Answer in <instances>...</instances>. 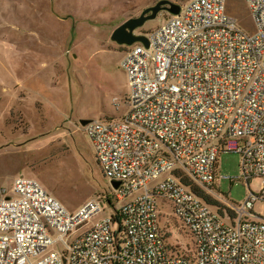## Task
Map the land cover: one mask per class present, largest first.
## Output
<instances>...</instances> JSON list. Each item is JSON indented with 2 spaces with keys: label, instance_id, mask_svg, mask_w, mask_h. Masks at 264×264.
I'll list each match as a JSON object with an SVG mask.
<instances>
[{
  "label": "built area",
  "instance_id": "built-area-1",
  "mask_svg": "<svg viewBox=\"0 0 264 264\" xmlns=\"http://www.w3.org/2000/svg\"><path fill=\"white\" fill-rule=\"evenodd\" d=\"M243 1L251 30L229 0H190L148 46H126L128 113L83 125L122 204L80 230L109 195L70 211L37 179L17 177L1 189L0 264H264V0ZM221 151L240 153L242 203L210 187ZM162 216L186 228L192 256L168 246Z\"/></svg>",
  "mask_w": 264,
  "mask_h": 264
},
{
  "label": "rangeland",
  "instance_id": "rangeland-1",
  "mask_svg": "<svg viewBox=\"0 0 264 264\" xmlns=\"http://www.w3.org/2000/svg\"><path fill=\"white\" fill-rule=\"evenodd\" d=\"M157 1L0 0V196L20 176L37 179L70 211L109 195L111 203L80 230L122 204L113 197L80 119H121L128 113L130 86L121 66L126 45L111 33ZM170 1L183 6L190 0ZM229 5L239 25L251 30L244 1ZM170 16L161 10L135 31L148 36ZM240 158L239 152L221 151L210 184L232 204L242 203L249 192ZM260 182L253 177L250 189L257 191ZM163 204L170 211V204ZM160 224L173 251L193 255L192 237L176 218L162 216Z\"/></svg>",
  "mask_w": 264,
  "mask_h": 264
},
{
  "label": "water",
  "instance_id": "water-1",
  "mask_svg": "<svg viewBox=\"0 0 264 264\" xmlns=\"http://www.w3.org/2000/svg\"><path fill=\"white\" fill-rule=\"evenodd\" d=\"M166 10L170 14H177L180 10V5L170 0H158L153 5L143 9L139 15L129 17L120 25H118L111 33V38L118 44L131 45L135 42H142L145 46H148V38L141 33H135L134 31L140 27L146 20L156 16L161 11ZM90 119H80L82 125L86 124ZM112 187H117L118 181H111Z\"/></svg>",
  "mask_w": 264,
  "mask_h": 264
},
{
  "label": "crops",
  "instance_id": "crops-1",
  "mask_svg": "<svg viewBox=\"0 0 264 264\" xmlns=\"http://www.w3.org/2000/svg\"><path fill=\"white\" fill-rule=\"evenodd\" d=\"M53 2H54V0H49V4H53ZM135 33H136V31H135Z\"/></svg>",
  "mask_w": 264,
  "mask_h": 264
},
{
  "label": "flooded vegetation",
  "instance_id": "flooded-vegetation-1",
  "mask_svg": "<svg viewBox=\"0 0 264 264\" xmlns=\"http://www.w3.org/2000/svg\"><path fill=\"white\" fill-rule=\"evenodd\" d=\"M164 11H166V10H164ZM126 47V46H125Z\"/></svg>",
  "mask_w": 264,
  "mask_h": 264
},
{
  "label": "trees",
  "instance_id": "trees-1",
  "mask_svg": "<svg viewBox=\"0 0 264 264\" xmlns=\"http://www.w3.org/2000/svg\"><path fill=\"white\" fill-rule=\"evenodd\" d=\"M208 200H210V199H208Z\"/></svg>",
  "mask_w": 264,
  "mask_h": 264
}]
</instances>
